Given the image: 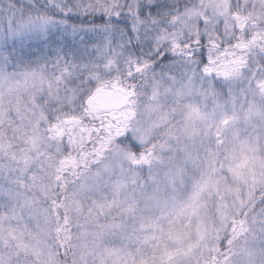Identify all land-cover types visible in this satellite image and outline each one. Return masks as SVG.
<instances>
[{"label":"snow or ice","instance_id":"snow-or-ice-1","mask_svg":"<svg viewBox=\"0 0 264 264\" xmlns=\"http://www.w3.org/2000/svg\"><path fill=\"white\" fill-rule=\"evenodd\" d=\"M249 11L242 20L216 0H0V92L39 81L34 100L47 114L39 126L55 164L38 160L17 172L8 200L37 228H49L59 249L89 228L150 236L196 214L201 194L231 178L252 196L244 203L241 194L211 231H198L195 247L207 249L204 264H264V211L257 212L264 174L251 183L241 176L231 147L237 137L214 115L219 101L264 96V63L250 55L258 49L264 60V0ZM108 93L109 107L90 106ZM194 102L213 114L197 117ZM61 114L79 119L61 123ZM189 169L202 173L199 181L185 184ZM180 185L192 195L177 199ZM129 190L131 199L118 205ZM102 194L128 212L92 215L83 207ZM245 245L260 249L247 262L237 259L248 255ZM0 264H17L11 250L0 253Z\"/></svg>","mask_w":264,"mask_h":264},{"label":"rangeland","instance_id":"rangeland-1","mask_svg":"<svg viewBox=\"0 0 264 264\" xmlns=\"http://www.w3.org/2000/svg\"><path fill=\"white\" fill-rule=\"evenodd\" d=\"M256 2L257 0H216L217 4L224 5L225 11L231 5L233 15H239L242 20L247 19L246 13L250 14V5ZM256 51L250 55L264 63L256 55ZM255 67H259V64H255ZM237 87L242 88L243 84H237ZM38 88L39 81L30 80L17 85L10 92H0V253L11 250L17 264H78L81 259L87 260L88 264H204L207 249H203L202 254L196 249L197 232L211 231L214 222L222 214L227 216L231 212L233 201L238 202L241 194L244 203H248L252 196L248 184L236 183L231 178L227 183L221 181L216 189L201 194L196 214L178 217L173 224H164L162 229L150 236L142 231L135 234L124 231L120 237H114L107 230L101 234L96 229L89 228L87 232L70 234L64 240V247L59 249L49 228L43 224L37 228L33 221L27 219L26 214H21V209L4 194L7 183L15 178L17 172H22L27 165L38 160H45L55 166L53 160L46 158L49 142L43 128L39 126V122L47 114L41 111L34 100L35 90ZM89 104L96 109L92 98ZM218 104L214 113L216 121L228 136L237 137L231 146L234 154L240 155L237 170L248 183L253 179L259 180L264 174V136L259 131L264 128V121L259 119L264 114V96L248 94L235 104L224 101H219ZM191 109L200 118L213 114L205 111L204 102H194ZM78 119L76 115H60L61 123L64 120ZM194 126L199 128L198 124L194 123ZM9 169L14 171L10 172ZM201 174L195 169H189L185 184L199 181ZM182 187L183 185L178 186V190L173 193L177 199H186L192 195L191 187L187 193L179 190ZM131 197L132 192L129 190L117 200V204H123ZM259 199L257 194L253 203ZM83 207H92V215H95L97 208L106 214L117 216L121 212H128L127 207H113L107 194L96 197L95 206L85 201ZM74 211L75 209L70 211L69 215L72 216ZM260 211H264V207L257 208V212ZM77 222L84 223V220L79 218ZM5 245L9 247L6 248ZM245 247L248 255L237 256L238 260L247 262L249 257L254 258L260 251L251 245Z\"/></svg>","mask_w":264,"mask_h":264},{"label":"water","instance_id":"water-1","mask_svg":"<svg viewBox=\"0 0 264 264\" xmlns=\"http://www.w3.org/2000/svg\"><path fill=\"white\" fill-rule=\"evenodd\" d=\"M92 100L95 103L97 109L109 107L113 102L111 93L94 96L92 97Z\"/></svg>","mask_w":264,"mask_h":264}]
</instances>
